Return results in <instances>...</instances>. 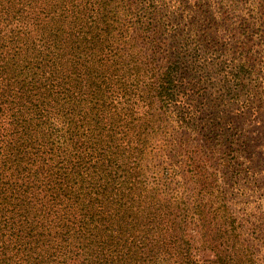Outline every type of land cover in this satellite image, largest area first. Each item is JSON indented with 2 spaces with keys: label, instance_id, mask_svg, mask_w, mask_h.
I'll return each instance as SVG.
<instances>
[{
  "label": "trees",
  "instance_id": "trees-1",
  "mask_svg": "<svg viewBox=\"0 0 264 264\" xmlns=\"http://www.w3.org/2000/svg\"><path fill=\"white\" fill-rule=\"evenodd\" d=\"M115 1L0 0V53L17 60L0 54V111L10 118L0 121V166L16 172L2 187L13 201L0 207V264H199L164 226L176 222L174 200L138 184L145 140L128 133L148 126L134 122L138 105L177 100L179 62L141 83L144 68L124 51L130 40ZM82 90V123L70 121L87 133L67 153L42 116H67ZM20 146L32 149L28 160H10L7 152L20 154ZM215 255L219 264H256L238 247Z\"/></svg>",
  "mask_w": 264,
  "mask_h": 264
},
{
  "label": "rangeland",
  "instance_id": "rangeland-1",
  "mask_svg": "<svg viewBox=\"0 0 264 264\" xmlns=\"http://www.w3.org/2000/svg\"><path fill=\"white\" fill-rule=\"evenodd\" d=\"M115 8L130 40L124 51L144 68L141 83L172 59L179 62L177 100L138 105L132 115L135 123H148L128 130L133 140L138 132L145 140L136 155L138 184L174 200L176 222L164 226L184 240L180 248L189 243L199 264H219L217 250L234 247L264 264V0H116ZM0 54L9 64L17 62L6 49ZM114 79L108 82L115 89ZM83 90L67 116L58 109L42 116L67 153L71 141L87 133L70 121L82 123ZM113 94L105 93L108 100ZM8 120L1 110L0 121ZM19 148L20 154L7 152L10 160L27 161L32 149ZM14 175L0 166V207L13 201L2 187L13 185Z\"/></svg>",
  "mask_w": 264,
  "mask_h": 264
}]
</instances>
